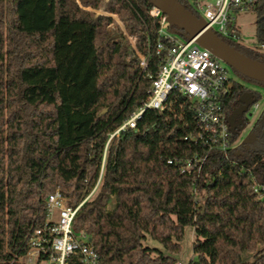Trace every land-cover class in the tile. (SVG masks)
<instances>
[{"label": "trees", "instance_id": "trees-1", "mask_svg": "<svg viewBox=\"0 0 264 264\" xmlns=\"http://www.w3.org/2000/svg\"><path fill=\"white\" fill-rule=\"evenodd\" d=\"M178 1L194 13L188 0ZM154 5L0 0V264L29 252L50 193L59 188L77 206L98 183L73 228L91 238L102 264H176L187 226L196 234L189 264H264V198L254 191L264 185V108L251 138L229 157L187 139L200 127L192 102L176 90L165 110L147 109L135 129L112 136L149 97L172 45L159 35ZM253 12V46L222 39L264 63V0ZM231 70L242 80L231 87L227 115L243 94L260 98L249 85L264 86ZM252 104L240 114L243 125ZM240 133L235 128L233 142ZM196 153H208L200 174L181 173ZM147 235L168 254L145 246ZM247 252L254 260L244 259Z\"/></svg>", "mask_w": 264, "mask_h": 264}, {"label": "built area", "instance_id": "built-area-1", "mask_svg": "<svg viewBox=\"0 0 264 264\" xmlns=\"http://www.w3.org/2000/svg\"><path fill=\"white\" fill-rule=\"evenodd\" d=\"M259 2L260 0H188L189 6L207 29L221 38L235 42H242L237 16L253 12ZM150 14L159 20V35L172 45L167 48V56L153 80L149 97L112 136L126 128L135 129L137 121L147 109L165 110L170 103L171 93L176 90L192 102L200 127L187 139L192 138L208 151H218L229 157L230 151L240 144L239 139L232 141L234 130L225 111V101L230 97L231 87L238 81L237 77L223 59L196 38L181 39L173 30V22L159 6L154 5ZM131 41L135 44V39ZM162 49L163 44L159 43L157 54ZM139 56L141 66L146 68L148 57L141 54ZM252 107L259 114L264 108L259 100ZM207 158L208 153H196L180 166V172L190 174L196 170L200 174ZM169 163L174 162L169 160ZM98 186L99 183L77 206H73L59 188L46 197V221L30 235L29 252L24 256L30 264L33 259H36L37 264H102L91 238L85 232H76L73 228L79 208L97 191ZM254 191L260 198H264V185H255Z\"/></svg>", "mask_w": 264, "mask_h": 264}, {"label": "water", "instance_id": "water-1", "mask_svg": "<svg viewBox=\"0 0 264 264\" xmlns=\"http://www.w3.org/2000/svg\"><path fill=\"white\" fill-rule=\"evenodd\" d=\"M154 1L169 16L174 25L187 33L189 39L196 38L203 46L210 49L240 74L250 79L264 82L263 62L246 56L224 41L214 31L207 29L202 20L185 8L178 0ZM240 100L248 104H252L255 101L251 92L243 94ZM232 115H229L228 119Z\"/></svg>", "mask_w": 264, "mask_h": 264}, {"label": "rangeland", "instance_id": "rangeland-1", "mask_svg": "<svg viewBox=\"0 0 264 264\" xmlns=\"http://www.w3.org/2000/svg\"><path fill=\"white\" fill-rule=\"evenodd\" d=\"M97 13H102L103 10L96 11ZM112 17L119 23V25L124 29V24L119 20L118 16L112 15ZM256 23H257V15L254 12H247V13H240L237 16V25L241 31V40L242 43L247 46H253L256 41ZM264 51V48H261ZM233 75L237 77V79L242 80L239 78L233 71ZM250 88L257 91L260 94V98L258 99L262 106H264V86L261 85H249ZM248 107L247 102H241L240 105L235 109L232 117L229 119L230 126L233 130L235 128H240V143L249 140L251 138V128L256 121L259 111H253V107L251 106L249 110L246 112V116L248 118V122L243 125L242 119L240 118V114L246 111ZM196 240L195 228L193 226H187L185 229V236L181 241L182 250L180 253L174 255L177 260V263L180 262L181 264H189V262L194 258V250L193 245ZM144 245L154 249L155 254H159L160 252L167 255L168 253L165 251L162 244L152 239L149 235H147L146 240L144 241ZM244 259L247 261L254 260L253 253H245ZM176 263V264H177ZM15 264H30L27 258H21L19 262ZM32 264H37L36 259H33ZM40 264H45L41 262Z\"/></svg>", "mask_w": 264, "mask_h": 264}, {"label": "flooded vegetation", "instance_id": "flooded-vegetation-1", "mask_svg": "<svg viewBox=\"0 0 264 264\" xmlns=\"http://www.w3.org/2000/svg\"><path fill=\"white\" fill-rule=\"evenodd\" d=\"M238 81H241V80L238 79ZM248 105H249V104H248ZM247 108H248V107H247Z\"/></svg>", "mask_w": 264, "mask_h": 264}]
</instances>
